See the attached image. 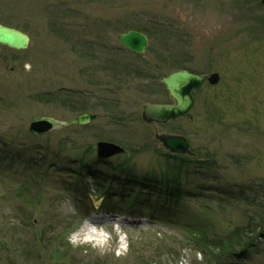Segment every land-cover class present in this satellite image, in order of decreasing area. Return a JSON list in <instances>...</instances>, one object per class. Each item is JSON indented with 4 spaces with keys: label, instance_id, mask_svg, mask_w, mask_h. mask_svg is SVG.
<instances>
[{
    "label": "rangeland",
    "instance_id": "rangeland-1",
    "mask_svg": "<svg viewBox=\"0 0 264 264\" xmlns=\"http://www.w3.org/2000/svg\"><path fill=\"white\" fill-rule=\"evenodd\" d=\"M261 18L262 0H0V22L27 33L31 40L26 50L0 46V138L12 144L0 145V162L16 163L23 157L29 163L46 155L45 168L49 166L45 173H37V167L28 170L23 163L14 164L12 169L0 164V246L10 250L5 246L1 249L17 256L25 245L23 240L36 231L28 225L30 215L38 219L48 215L53 224L64 223L63 234L69 241L71 237L73 246L90 248L85 254L74 251L79 260L116 258L115 263L124 264L130 240L136 247L148 243L147 249L157 241L149 237L158 238V246L162 242L165 247L160 251L179 253L183 243L172 237L181 229L170 226L168 220L143 219L142 215L117 217L111 212L113 208L124 214L137 210L136 201L146 198L148 190L135 188V197L121 205L116 203L120 202L122 186L108 185L109 193L117 196L111 205H103L104 198L98 194L70 190L72 184L76 187L79 170L81 176L89 170L106 173L124 159L130 162L117 168L120 179L132 173L134 180H148L154 187L167 168L171 169L163 193L176 179L182 190L178 204L172 203L173 214L210 221L225 232L255 220L252 204L264 202ZM134 23L150 29V45L141 56L120 49L119 35L139 30ZM163 28L170 32L159 31ZM115 50L120 58L116 61L131 66L129 72L117 62L101 60ZM178 67L198 74L218 73L220 81L194 89V105L184 117L160 129L145 126L142 106L148 101L167 100L158 76ZM119 68L123 74L114 72ZM112 73L119 77H111ZM44 92L52 94L43 96ZM78 106L90 111H78ZM79 112L99 117L83 127L55 129L48 138L29 132V124L37 116L69 120ZM155 132L185 136L195 154L188 159L195 160V166L184 162L187 157L177 162L155 149L141 152L139 146L144 143L160 148L149 138ZM102 140L121 144L127 152L98 163L96 143ZM41 143L50 150L41 148ZM81 160L85 165H78ZM50 162L55 166L50 168ZM94 185L90 181V186ZM79 187L84 188V181ZM89 203L103 223L89 221ZM148 213L146 210L143 215ZM90 231L102 236H92ZM257 241L259 247L247 257L226 264H264V237ZM164 253L158 252L149 260L138 254L133 260L137 264H164ZM201 260V255L186 252L177 264H201Z\"/></svg>",
    "mask_w": 264,
    "mask_h": 264
},
{
    "label": "trees",
    "instance_id": "trees-1",
    "mask_svg": "<svg viewBox=\"0 0 264 264\" xmlns=\"http://www.w3.org/2000/svg\"><path fill=\"white\" fill-rule=\"evenodd\" d=\"M134 24L136 28L145 32L149 37H151V34L149 32L150 29H148L147 26L143 27V25H137V23ZM159 31L164 33L170 32L167 31L166 28H163ZM111 77H115V75H111ZM78 104L80 106H84L83 104ZM80 106H78V111H86V109H88L86 107ZM45 138H48V135L45 136ZM0 142L6 145H12L10 143H7L5 139L0 138ZM41 145H43L41 148L50 150L49 145L45 143H41ZM45 157L46 155L39 160H30L29 163H26L24 161V166L27 165L26 167L28 168V170L32 169L33 167H37L35 168V171L37 173H45L44 169L49 168V166L45 168ZM188 157L189 156H187V159H184V162L190 163L195 166V160L188 159ZM172 158L177 162L182 159L181 156H174ZM81 163V166L85 164V162ZM127 165L128 161H123L120 163V165L118 164L117 166L112 167L111 170L106 173H101L98 171L91 173L92 171L89 170L86 173H82V179L87 188L89 184L87 183L86 178H90L96 174H101L104 176V182L110 183V187L112 186V188H117L118 186H122L121 190H123V193L120 194L121 202L135 197V188L137 187L140 188L141 192H145V190H148V193L145 195L147 196L146 198L136 201L138 211H136L135 213L150 210L152 211V213L148 214V216L151 219L164 217L169 218L171 226L181 229L178 234L172 238H174L176 241H179L180 243H183V248H181L179 253L165 250L160 251V247L162 249H164L165 247L162 242H160L161 245L158 246V244H156L158 243V238L153 239L149 237L151 241H157L155 243V246L145 249L147 247L146 244L148 243L145 244V242H143L138 247H136L133 241L130 240V251L128 253L127 259L123 261L124 264H137L138 261L133 260V258H135L138 254L147 257V260H149V258L155 257L158 252H165L162 257V260L165 261L164 264H166V262L170 260L174 261L175 264L181 263L182 258L184 257V254L186 252H190L194 256L201 255V264H225L227 260H233L238 256L246 257V255L249 254L253 248L259 247V243L257 240H259V238L261 237H264V202H253V211L256 214L255 220H248V224L236 227L232 231H221V229H218L210 221H193L191 219H186L184 215H181V219H179L178 221H172L171 214L167 211V209H170L173 202L178 204L180 200L182 190L178 179H176L174 183H171L167 186L169 187L167 189V193H163V184L166 180V177L168 176L162 177L161 181H158V184L156 182V187L152 186L151 183H147L148 180L145 179H142L143 181L141 182L138 179L134 180L132 177V173L128 174L127 178H123L125 180H122L120 179L121 176L117 172V168H124ZM54 166L55 163L50 162V168ZM121 170L124 171V169ZM79 172L81 173L80 170ZM94 178H96V176H94ZM128 186H130L129 189ZM144 186H147L149 188L145 189ZM109 191H107L109 198H113ZM30 217L31 218L28 225L34 227V229L36 230L35 234L31 238H26L23 240L25 247L23 246V249H21L17 256L14 257L7 251H3L1 248H3L5 245H1L0 264H117L115 263L118 262L116 261V258L114 260L94 258V260L89 262L88 257L84 258L83 260L77 259L76 257L78 254H76V252L84 253L87 252V250H89L90 248L84 246H73V244H71L68 238L63 234V232H65L63 230V228H65L64 223L62 224L60 221L59 224H53L54 221L51 220L50 216L48 215L47 217H43L42 215V217H40L39 219L33 217V215H30ZM27 218V220L29 221V215H27ZM32 219L33 221L31 222ZM5 247L10 250L8 246ZM28 249L33 250L34 252H29ZM138 259L143 261L140 258ZM157 262L158 264H162V261H154L153 264Z\"/></svg>",
    "mask_w": 264,
    "mask_h": 264
},
{
    "label": "water",
    "instance_id": "water-1",
    "mask_svg": "<svg viewBox=\"0 0 264 264\" xmlns=\"http://www.w3.org/2000/svg\"><path fill=\"white\" fill-rule=\"evenodd\" d=\"M262 3L264 4V0H262ZM120 42L135 52L143 53L148 45V38L141 32L130 31L121 34ZM28 44L29 37L27 34L0 23V45L15 49H25ZM206 79L211 84H216L219 81V75L213 74L208 78L206 75H195L186 70H177L165 76L162 82L175 100V104L146 105L144 107L145 120L147 122H166L170 118L185 114L193 104L191 90L201 86ZM96 118L97 115L90 114H82L71 121H62L52 117H38L33 120L29 129L34 135H43L59 127L87 124ZM159 139L172 152L186 153L189 151L188 143L182 136L161 135ZM97 147L100 158H109L124 152V149L120 146L108 142H99Z\"/></svg>",
    "mask_w": 264,
    "mask_h": 264
},
{
    "label": "bare ground",
    "instance_id": "bare-ground-1",
    "mask_svg": "<svg viewBox=\"0 0 264 264\" xmlns=\"http://www.w3.org/2000/svg\"><path fill=\"white\" fill-rule=\"evenodd\" d=\"M90 221H93V220H90ZM89 234H92V236H98V237H100V236H102L100 233H97V232H89Z\"/></svg>",
    "mask_w": 264,
    "mask_h": 264
},
{
    "label": "clouds",
    "instance_id": "clouds-1",
    "mask_svg": "<svg viewBox=\"0 0 264 264\" xmlns=\"http://www.w3.org/2000/svg\"><path fill=\"white\" fill-rule=\"evenodd\" d=\"M69 239H70V242H72V241H71V237H70Z\"/></svg>",
    "mask_w": 264,
    "mask_h": 264
}]
</instances>
